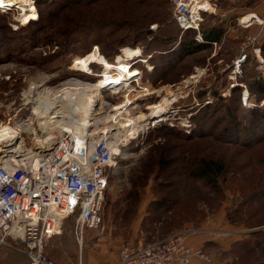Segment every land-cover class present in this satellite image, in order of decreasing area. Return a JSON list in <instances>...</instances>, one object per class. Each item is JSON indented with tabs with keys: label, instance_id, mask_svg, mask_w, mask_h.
Listing matches in <instances>:
<instances>
[{
	"label": "rangeland",
	"instance_id": "obj_1",
	"mask_svg": "<svg viewBox=\"0 0 264 264\" xmlns=\"http://www.w3.org/2000/svg\"><path fill=\"white\" fill-rule=\"evenodd\" d=\"M71 1L63 0L66 4L60 10L55 2L62 0H38L44 4L36 10L37 3L29 0L25 8L33 7L37 15L30 22L21 17L25 11L20 4L0 10V125L12 116L18 123L27 119L21 128L24 143L29 149L35 147L36 135L43 133L33 110L38 94L46 96L75 84L100 90L102 108L96 116L102 118L122 98L125 86L115 90L109 86L122 64L138 76L131 81L135 88L131 96L143 87L152 91L128 106L135 107L134 117L149 113L165 97L172 104L166 120L126 141L122 138L121 156L104 198L102 226L87 229L80 241L74 231L75 216L65 219L62 234L48 241L47 254L59 264H103L100 256L106 259L117 252L120 256L126 240L151 243L177 230L192 229L197 232L191 235L203 233L213 240L208 248L196 246L212 257L210 263L196 259L202 264H264L260 253L264 248V95L256 93L257 87L250 89L255 78L264 77V52L262 42L253 38V25L238 23L257 1L210 0L211 9L193 32L179 28L171 0H149L157 4L150 9L143 0L133 4L96 0L89 5ZM100 19L136 20L142 29H132L128 22L111 35L112 21L103 25ZM64 29L71 32L68 37L62 36ZM219 31L218 41L203 36ZM199 35L203 41H197ZM199 44L200 49L187 47ZM127 50L141 54L130 57ZM243 53L246 61L240 70L234 69L233 60ZM253 113L262 127L247 121ZM97 126H104L103 122ZM257 133L263 135L258 142L253 139ZM161 158L169 161L166 170L159 168ZM213 158L225 164L226 173L210 183L195 176L196 162ZM255 191L260 198L248 202ZM165 196L169 203L165 201L158 211ZM220 237L223 245L218 243ZM242 243L254 247L257 255L242 251ZM27 260L22 252L0 243V264H28Z\"/></svg>",
	"mask_w": 264,
	"mask_h": 264
},
{
	"label": "built area",
	"instance_id": "obj_2",
	"mask_svg": "<svg viewBox=\"0 0 264 264\" xmlns=\"http://www.w3.org/2000/svg\"><path fill=\"white\" fill-rule=\"evenodd\" d=\"M34 1L37 3L38 0ZM171 2L175 8V19L184 31L199 30L204 15L210 10L206 7L210 0ZM34 6L37 10L38 3ZM1 9L7 10L9 6ZM249 15L251 21L243 23V15L238 23L245 24V27L264 24V14ZM196 39L203 41L202 35ZM246 58V53L236 57L233 60L234 69L240 70ZM238 72L234 71L236 75L240 74ZM34 99L32 97V102ZM23 121L28 124L27 119L19 121L21 128ZM56 132L57 138L46 147L35 145L31 148L42 164L39 169L31 167L24 154L25 143L24 151H15L13 142L8 152L20 163L11 160L5 165L0 162V243L22 252L28 258V264H59L49 257L46 248L51 238L62 234L65 219L75 216L74 231L80 241L87 229L102 226L105 194L112 169L118 162L117 157L121 156L112 150L105 136L94 141L88 158L85 157L90 138L79 149L78 157L69 156L67 153L74 151L72 139L65 131ZM8 154L4 152L2 155ZM193 231L197 232L180 229L151 243L126 240L120 258L114 264H191L194 259L210 263L212 257L209 254L189 243Z\"/></svg>",
	"mask_w": 264,
	"mask_h": 264
},
{
	"label": "bare ground",
	"instance_id": "obj_3",
	"mask_svg": "<svg viewBox=\"0 0 264 264\" xmlns=\"http://www.w3.org/2000/svg\"><path fill=\"white\" fill-rule=\"evenodd\" d=\"M27 2H29V0H0V7L20 4L25 11L21 17L24 18L23 20L25 22H30V20L35 19L37 15L33 7L29 6L25 8ZM206 7L211 9L212 6L210 3H206ZM248 21H251V15H246L243 19V23ZM126 54L130 57H136L140 56L141 51L137 50V52H130L127 50ZM135 76L136 72H131L127 64H122L111 76L109 80L110 87L114 90L116 88L121 89L122 86L125 87L121 90L123 96L120 101L113 105L114 107H112L111 111L102 118L96 116L102 108V95L100 90L94 85L79 86L75 84L73 86H65L61 90L49 93L46 96L39 93L33 103V110L39 129L42 130L43 133L41 135H36V145L46 147L45 145L49 144L54 138H57L55 131H58L59 134L65 131L73 141L72 148L74 151L68 152L67 155L69 156L78 157L79 149H81L86 142L88 143L87 138H90L87 157H85L88 158L89 155L92 154L94 141L98 140L101 136L107 137L112 150L120 154V143L135 137L148 126H155L166 120L170 112L168 108L170 104H172V99L170 97H165L161 101L153 104L150 107L149 113H140L138 116L134 117L132 115V109L135 107L128 106L132 103L135 104L136 101L147 98L152 93L150 89H144L143 87L139 90L140 93L138 95L131 96L135 95V88L131 84ZM137 79L138 76L135 80ZM246 95H248V93H246ZM95 117L97 120L94 124ZM101 121L104 126H97L98 122ZM20 126L21 124L15 120V116L10 117L6 122L0 125V162H4L5 165L11 162V160L15 163H20L19 159L11 155L9 156L8 154L13 142L15 143L13 145L15 151L22 152L25 150L23 149L25 148L24 137L22 136V129ZM30 127H32V125ZM18 137H20L19 140L15 142L14 140ZM122 138H124L125 141L122 140ZM67 144H69V142ZM4 152L8 155H1V153L3 154ZM24 154H26L34 170L40 168L42 164L39 158L34 154L33 149L26 147Z\"/></svg>",
	"mask_w": 264,
	"mask_h": 264
},
{
	"label": "trees",
	"instance_id": "obj_4",
	"mask_svg": "<svg viewBox=\"0 0 264 264\" xmlns=\"http://www.w3.org/2000/svg\"><path fill=\"white\" fill-rule=\"evenodd\" d=\"M79 1H83V2H86L85 3V5H89V4H92V3H94V1H96V0H77V1H71V3L72 4H74V2L76 3V2H79ZM124 1H126L127 3H131L132 2V4L133 3H141V1H139V0H124ZM55 3H57V5H58V7L60 8V10H62L64 7H65V4H63V0H62V2H55ZM142 3L143 4H145L146 5V8L147 9H150V8H148V7H151V8H154V7H157L156 5L157 4H153V3H149V0H143L142 1ZM44 3H40V4H38V5H40V6H42ZM176 20V19H175ZM97 21H104V22H100L101 24H103V25H107V21H112V20H104V19H100V20H97ZM138 22H139V20H137ZM130 23V25H131V28L132 27H137V29L138 30H140V29H142V27H139L138 26V23L136 22V20H119V21H112L111 23H109V24H111V25H114L115 26V31H113L112 30V32H110V34L112 35V34H115V32L117 33V31H119V30H121V28L124 26V24H126V23ZM176 23L178 24V22L176 21ZM178 26H179V24H178ZM179 28H181L180 26H179ZM132 29H135V28H132ZM182 30V29H181ZM183 32H193V29H189V30H182ZM61 32V34H62V36L63 37H68L69 36V34L71 33L70 31H68V30H66V29H64V30H62V31H60ZM142 33V31H139V32H136V35H137V37L138 36H140V34ZM221 33H222V31H219L218 32V34H213V33H205L203 36H205L206 37V39L207 40H210L212 37H214V39H216L217 41H218V39H219V37H220V35H221ZM210 35V36H209ZM79 37V36H78ZM211 37V38H210ZM217 37V38H216ZM195 40V39H194ZM174 42H176L177 43V41L175 40ZM192 43V45H193V43L194 42H191ZM192 45H187V47L189 48H191V47H195V48H197V49H200V48H202V44H199L198 46H192ZM261 49H262V52H264V40H263V42H262V44H261ZM168 62H169V60H168ZM254 87H257V92L256 93H260V94H263L264 95V77L262 76V78H260V79H258V78H255V80H254V82L252 83V85H251V87H250V89H254ZM246 93H249L248 91H246ZM242 104V103H241ZM243 106H245V105H243ZM258 110L259 111H262V109H258V108H252V111L253 112H258ZM262 112H264V111H262ZM259 114V113H258ZM263 115H264V113H263ZM262 115V116H263ZM258 117V115L257 114H255V113H253V115H250V116H248V118H247V121L248 122H251L252 124H254L255 126L257 125V127H262V125L263 124H261V122H259V120H261V119H258L257 118ZM246 121V122H247ZM239 123V121H236L234 124H232L234 127H236V125ZM248 133H250V132H245V130H244V134H247L248 135ZM185 134V133H184ZM229 136H231V135H229ZM263 136V135H262ZM262 136H260V133H257V135H253V139L255 138V140H256V142H258V141H260L261 140V138H262ZM239 137V136H238ZM252 137V136H251ZM249 138L250 140H252V138ZM263 138H264V136H263ZM231 139H233V138H231ZM175 159V158H174ZM174 159H171V161L173 162L174 161ZM168 160H165V158H161V159H159V161H158V165H159V168L160 169H163V170H166V164H168ZM185 165H186V169L187 170H189V166H188V164L187 163H185ZM226 168H225V164H223L221 161H218L217 159H210V160H206V159H202V160H200V161H197L196 162V170H195V176H198V177H200V178H203V179H206L207 180V182H215V180H216V178H218L219 176H222V175H224V173H226L225 170ZM258 191V190H257ZM257 191H255L253 194H251L250 195V201H248V202H250V203H253L256 199H258V198H260V196H261V194H259V192H260V190H259V192H257ZM165 198H166V196H165ZM164 198V200H162L161 202H158V206H157V209H158V211L159 210H162L163 208H164V206H166L165 204L166 203H169V201H168V199L166 198L165 199ZM246 198V196H244V199ZM165 201H166V203H165ZM256 203H258V202H256ZM254 232V231H253ZM256 232V231H255ZM241 245V250L242 251H247L248 253H253V254H256L257 253V250L255 251V248L254 247H249L247 244H245V243H242V244H240ZM205 248V247H204ZM261 254H263L264 255V248L262 249V251L260 252ZM257 255V254H256ZM50 257V256H49ZM257 257V256H256ZM27 258V257H26ZM54 260V259H53ZM28 261V260H27Z\"/></svg>",
	"mask_w": 264,
	"mask_h": 264
},
{
	"label": "crops",
	"instance_id": "obj_5",
	"mask_svg": "<svg viewBox=\"0 0 264 264\" xmlns=\"http://www.w3.org/2000/svg\"><path fill=\"white\" fill-rule=\"evenodd\" d=\"M256 1H255L256 2L255 5L249 9L250 13H256L258 15L264 14V0H256ZM247 15H249V14H247ZM241 17H242V15H241ZM242 22H243V20H242ZM252 28H255V29L251 30V32H254L253 38H255V40H260L259 42H263V40H264V24H253ZM261 39H262V41H261ZM188 241L193 246L200 245V246L206 248L207 246H209V244H210L209 242H212L213 240H211L210 236L205 235L203 233H200V234L191 235L189 237ZM223 241L224 240L222 239V237H220L218 239V243H220L221 245H223ZM119 247H120V244L118 245V248ZM119 258H120L119 252H117L114 256L108 257L106 259H102V256H100V262L103 264H114L119 260ZM192 264H202V263H200V262L196 261V259H194ZM212 264H227V263L214 261Z\"/></svg>",
	"mask_w": 264,
	"mask_h": 264
}]
</instances>
